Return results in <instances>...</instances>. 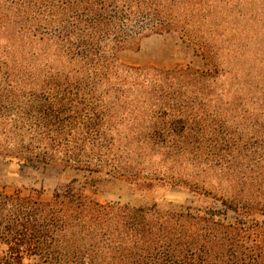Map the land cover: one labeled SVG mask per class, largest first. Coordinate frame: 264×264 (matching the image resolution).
<instances>
[{
    "label": "trees",
    "instance_id": "16d2710c",
    "mask_svg": "<svg viewBox=\"0 0 264 264\" xmlns=\"http://www.w3.org/2000/svg\"><path fill=\"white\" fill-rule=\"evenodd\" d=\"M191 9L180 0H0V159L84 177L48 201L0 191V264H264V97L255 108L224 102L212 69L129 62L152 34L203 44L182 15ZM19 41L32 53H17ZM157 161V175L224 165L232 179H152ZM120 182L142 198L173 186L194 198L137 205L88 193Z\"/></svg>",
    "mask_w": 264,
    "mask_h": 264
},
{
    "label": "rangeland",
    "instance_id": "374dc122",
    "mask_svg": "<svg viewBox=\"0 0 264 264\" xmlns=\"http://www.w3.org/2000/svg\"><path fill=\"white\" fill-rule=\"evenodd\" d=\"M180 1L191 5V10L195 12L196 15L187 12L182 15L189 24V33L199 36L203 44L189 47L180 38L182 32L152 34L142 40L138 53L130 54L129 62L137 67L153 66L164 70L181 66H190L198 72L212 69L217 77V81H213L216 94L224 93L222 101L238 104L242 101L248 107L255 108V103L264 97V0ZM19 46L17 53H32V45L26 41H19ZM215 166V171L208 175H203L204 170L188 168L178 169L173 176L172 172L163 169L158 171L160 177L156 174V170L161 169L157 161L154 166H149L147 172L154 175L152 179H171L167 174L173 179H222L220 174L232 179L228 177L224 165ZM69 179L84 177L75 171H64L59 164L21 165L0 159V191L6 194H13L17 189L24 194L34 190L42 192L43 200L48 201L54 190L68 183ZM90 179L106 178L94 176ZM233 179L242 178L236 176ZM214 187L217 188V184ZM96 190L88 193L101 203H186L194 198L188 190L174 186L158 188L145 198L133 196L132 188L123 182L104 183Z\"/></svg>",
    "mask_w": 264,
    "mask_h": 264
}]
</instances>
